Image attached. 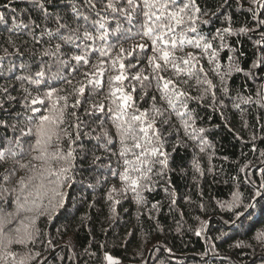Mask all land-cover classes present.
<instances>
[{
    "label": "trees",
    "instance_id": "trees-1",
    "mask_svg": "<svg viewBox=\"0 0 264 264\" xmlns=\"http://www.w3.org/2000/svg\"><path fill=\"white\" fill-rule=\"evenodd\" d=\"M114 2L117 11L103 10L100 4L90 9L85 0H0L4 16L0 21V120L7 125L0 124V150L21 151L16 144L20 129L33 128L34 143V125L41 114L59 116L63 109L59 128L70 135L60 131L59 143L65 153L73 150L75 157L72 179L62 188L48 183L56 177L43 172L42 161L31 159L36 152H25L20 158L27 168H20L7 155L6 162L0 161V192L8 199L0 207L13 213L5 217L6 224L12 223L0 240L6 245L9 238L15 240L14 229L23 228L20 221L30 223L26 218H35L29 231L39 229L34 242L0 245V264H17L21 258L26 264H108L106 255L119 264H264V243L257 239L264 232V0H196L200 8L195 14L196 31L188 30L189 9L185 24L165 36L169 43L157 40L158 52L152 51V40L160 30L143 35L147 28H141L142 13L128 8L127 0ZM134 2L142 7V0ZM188 2L176 0V6ZM176 6L170 4L169 10ZM152 11L159 14L158 7ZM92 21L104 23L105 28ZM76 28L81 39L69 44L59 39ZM85 28L92 32V40L83 38ZM173 36L175 48L170 42ZM197 41L200 47L195 46ZM164 51L170 53L167 64L160 59ZM73 55H85L88 63H78L71 59ZM153 56L162 71L149 64ZM184 59L189 63L184 64ZM42 67L45 77L39 85L32 83L28 78L35 79ZM168 80L172 83L164 90ZM205 81H211V86ZM48 85L57 89L51 98L45 96ZM171 89L187 95L176 97ZM127 96L131 100L125 101ZM36 97L44 104H32ZM167 99L175 106H169ZM33 108L40 111L32 112ZM144 112L146 124L155 121L168 166L157 175L161 166L155 165L151 180L141 181L137 195L122 191L127 182L119 175L123 160L116 125ZM148 131L151 136L153 130ZM156 145L153 138L148 146ZM51 164L55 170L64 162ZM30 176L36 178L28 184ZM21 179L28 184L23 193ZM42 181L46 190L37 193L33 185ZM53 188L65 194L62 206H57L59 197ZM17 196L21 201L28 196L26 207H33L35 200L44 214L21 211L16 215Z\"/></svg>",
    "mask_w": 264,
    "mask_h": 264
},
{
    "label": "snow or ice",
    "instance_id": "snow-or-ice-1",
    "mask_svg": "<svg viewBox=\"0 0 264 264\" xmlns=\"http://www.w3.org/2000/svg\"><path fill=\"white\" fill-rule=\"evenodd\" d=\"M85 4L90 9H96L97 5H103V10H109L117 11L116 4L114 0H85ZM176 6V0H142V7L140 5L135 4L134 0H127V6L128 8H131L132 11L139 10L142 13V16L144 18V22L141 24V28H147L146 31L143 32V35L145 36H152L154 30L159 29L160 35H158L156 38L152 40L153 52L160 51V48L157 46V40L163 41L165 44L169 43V41L165 40V36L167 33H173L175 32V29L177 26H181L185 24V15H188V10L191 9L192 14L188 15L189 21H191V24L189 25V31L195 32L196 28L194 27L195 21H196V13L200 12V8L196 7V0H189L188 3H184L182 6H176L172 10H169V5ZM7 7V5H5ZM40 7L43 8V4H40ZM159 14L157 12L152 11V9L157 8ZM74 11H78L74 8ZM122 11H126V9H123ZM165 12L167 15H165ZM82 15V14H81ZM97 15H99V11L97 12ZM132 13L129 12L128 16L129 19L131 18ZM153 17L155 18L153 22ZM78 19L80 17H77ZM84 21H89V17L86 15H83ZM58 22H59V18ZM4 20V16L0 15V21ZM99 24L100 29H104L105 25L104 23L100 21H92V24ZM27 27V25H24ZM59 28H68V25L66 24H59ZM59 28L57 31L59 32ZM225 31H228V29H225ZM241 31H244L241 29ZM79 33V28L71 29L70 33L67 35H60L59 39L63 41L65 44L73 43L74 40L81 39ZM51 36L52 33H49ZM107 33H103L100 35V39L103 40L106 38ZM83 38L86 40H92L93 35L92 32L88 30V28L84 29L83 32ZM173 45V48L176 46V38L173 36L172 40L170 41ZM191 43V41H189ZM183 44V39L181 38V46ZM196 47H200L199 41L196 42ZM77 47H80V45H77ZM138 48L143 49L144 45H137ZM206 48H210V44L205 45ZM85 48H87V45H85ZM55 50L57 53L61 50V45L58 43L55 45ZM123 51V49H121ZM55 53H53L54 55ZM45 55H49V53H45ZM169 55L170 53L168 51H164L162 59L165 64L169 63ZM191 56V54H189ZM71 59L77 61L78 63L83 61L85 64L88 63L87 59L85 58V55H73ZM156 57H149L148 62L150 65L154 66V70L162 71V67L159 63H156ZM59 63L61 64H67V60L59 59ZM184 64H188L189 60L184 59ZM21 67H24V65H21ZM124 65L121 64V68H123ZM173 67L176 68V70L179 72L181 69L179 66L175 63H173ZM202 71V69H201ZM87 75V73L85 74ZM53 76H56V73H53ZM45 77V69L42 67L39 71L35 72V79L29 77L28 79L34 83L39 85L41 83V80ZM117 80L122 79V77L117 76ZM159 79L163 80V77H159ZM69 83H71L69 81ZM172 81L168 80L165 81L163 85L164 90H168L169 84H171ZM209 86H211V81H205ZM48 91L45 93V96L47 98H51L52 95L57 91V89L51 85H48ZM6 92L7 89H4ZM27 91V90H26ZM173 94L176 97L180 96H186L187 94L182 91H176L175 89H171ZM78 92L80 94L84 93V87H80L78 89ZM165 96H162L161 99H165ZM9 99H13L12 97H9ZM67 99L66 97L64 98ZM125 101L131 100L130 96H127L124 98ZM152 100L155 101L156 97L153 96ZM167 102L169 106L174 107V101L172 99H167ZM32 104H44V100L36 97L33 98L31 101ZM79 101H77V104ZM55 107V106H53ZM64 107H67L65 104ZM75 107V105H73ZM102 110V106H99ZM125 107H127V103H125ZM184 108H187V104L183 105ZM32 112H39V108H33L31 109ZM154 111L163 117L164 113L159 109L155 108ZM178 116H184V112H177ZM72 115H75L72 113ZM64 112L63 109L60 110L59 116H50V115H43L39 117V121L35 123L34 129H35V140L33 143L32 137H33V128H28L27 131H24V129H20V137L16 138V144L21 149L20 152L14 151L10 148H6L4 150H0V161L6 162V155L7 157H10L11 159L15 160L17 164H19L20 168H27V164L20 163V158L23 157L25 152L31 153L36 152L38 153L35 156H32V160L42 161L43 162V172H46L48 176H55L56 180L51 181L49 180L48 183L52 184L55 183L57 188H62L64 184L71 180L72 177L69 175L70 172H72L73 168L75 167L74 164V154L73 150L69 149L66 153L63 151L62 147L60 146V131L64 132V135L69 136L70 134L66 129H60L59 126L62 124L63 121ZM189 119L191 117L189 116ZM147 120V113H140L139 115H132L131 122L124 121L122 124H117L116 128L118 130V135L120 138V144L121 148L119 151V156L123 160V171L119 173L120 179L122 181L127 182L125 188L122 190L124 192H127L128 190H131L133 192H136L137 195L139 193L137 192V189L141 186V181H150L151 176L150 173L153 172L155 165L161 166V171L157 172V175H163V169L168 166V154L162 151V146H160V133L159 130L155 128V121L150 123H145ZM164 124L168 123V120L165 119ZM0 124L5 125L7 127L6 123L2 120H0ZM124 124L127 126L125 127ZM139 125L136 127L135 125ZM185 128L188 127L187 121L184 122ZM13 131L16 130V126L12 125ZM59 129V131H58ZM149 129H152V135L149 136ZM200 131H203V129H200ZM21 137H23V143L21 142ZM153 138L157 141L156 146L149 147L148 145H152ZM56 141V146L54 151H50L53 147V141ZM131 141V143H129ZM11 143V141H9ZM74 142V141H73ZM109 142H111L109 140ZM27 144V149L24 148V145ZM139 150V151H137ZM131 156V158H129ZM150 157H155V159H150ZM162 157V158H161ZM52 161H63L64 165L59 167L58 169H53L51 162ZM33 168L35 169V165H33ZM43 172L39 173V175L43 176ZM130 173H136L135 176L130 175ZM115 174V173H114ZM36 177L30 176L28 177V184H31V182ZM4 179L7 180L8 177L4 176ZM28 184L25 183L23 179L20 181V191L21 193L24 192L25 188L28 187ZM143 187L147 188L148 185L145 183ZM0 188H2V185H0ZM33 188L36 190L37 193H39L41 190H46V185L41 182L40 185H33ZM57 188L51 189L59 197V202L57 206H62L65 194L62 191H57ZM4 192L8 191V189H3ZM115 191V189H113ZM32 193L29 192L28 195H31ZM109 199H111V196H109ZM0 202L3 204L8 203L7 197L3 195V192H0ZM15 205V214L19 215L21 211H29V212H37L40 213V205L36 203L35 200H33L31 203L33 207H26V205L29 203L28 196H24L23 201H21L20 197L17 196L16 199L13 201ZM118 203V201H117ZM43 215L44 213H40ZM13 213L6 212V210L3 207H0V234L4 233V228L7 226V224L12 223L11 220L7 221V224L5 223V217L11 216ZM30 220L29 224H25L24 220L20 221V224L23 226L16 227L14 231L16 232L17 236L15 240L12 238H9L7 240V245L12 244L13 242L17 244L24 245L27 242H34L35 240V233L39 232L38 228H35V231H29V228L35 227V218H26ZM257 239L264 243V232L258 234ZM0 245H3L4 247H7L6 244H3V241L0 240ZM239 246V245H238ZM7 256H12L13 259H15V254L12 252H8L6 254ZM39 255V253H37ZM106 260L108 261V264H119L117 260H115L112 256L106 255ZM17 264H26V259L21 258L19 261H17Z\"/></svg>",
    "mask_w": 264,
    "mask_h": 264
},
{
    "label": "water",
    "instance_id": "water-1",
    "mask_svg": "<svg viewBox=\"0 0 264 264\" xmlns=\"http://www.w3.org/2000/svg\"><path fill=\"white\" fill-rule=\"evenodd\" d=\"M57 251H58V250H57ZM57 251H56V252H57ZM149 258H150V256L148 257V260H149ZM48 260H49V258L46 260V262H45V263H47V261H48Z\"/></svg>",
    "mask_w": 264,
    "mask_h": 264
},
{
    "label": "bare ground",
    "instance_id": "bare-ground-1",
    "mask_svg": "<svg viewBox=\"0 0 264 264\" xmlns=\"http://www.w3.org/2000/svg\"><path fill=\"white\" fill-rule=\"evenodd\" d=\"M229 128V127H228ZM166 174V173H165Z\"/></svg>",
    "mask_w": 264,
    "mask_h": 264
}]
</instances>
